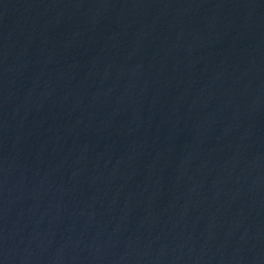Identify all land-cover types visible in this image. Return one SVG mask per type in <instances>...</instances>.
I'll return each instance as SVG.
<instances>
[{
    "label": "water",
    "instance_id": "95a60500",
    "mask_svg": "<svg viewBox=\"0 0 264 264\" xmlns=\"http://www.w3.org/2000/svg\"><path fill=\"white\" fill-rule=\"evenodd\" d=\"M264 78V0H142Z\"/></svg>",
    "mask_w": 264,
    "mask_h": 264
}]
</instances>
